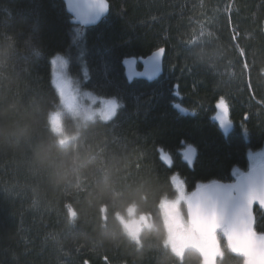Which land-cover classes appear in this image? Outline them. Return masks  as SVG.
Instances as JSON below:
<instances>
[{"label":"trees","instance_id":"obj_1","mask_svg":"<svg viewBox=\"0 0 264 264\" xmlns=\"http://www.w3.org/2000/svg\"><path fill=\"white\" fill-rule=\"evenodd\" d=\"M106 1L108 16L81 29L61 0H0V43L17 42L0 67V109L13 106L28 128L0 139V264H202L196 251L178 258L167 246L161 206L177 196L170 178L179 174L189 193L198 183L232 182L234 168L249 169V150L264 146V0ZM32 36L45 46L38 64L26 58ZM161 48L156 81L128 78L126 60ZM57 56L79 92L122 105L107 122L62 113L64 143L50 124L61 110ZM221 97L233 125L228 138L212 119ZM182 142L197 150L191 166ZM40 143L69 162L67 182H51V168L35 156ZM160 149L171 153L170 167ZM129 216L141 222L137 241L121 222ZM254 216L264 234V212ZM220 247L217 264H244L224 238Z\"/></svg>","mask_w":264,"mask_h":264},{"label":"snow or ice","instance_id":"obj_2","mask_svg":"<svg viewBox=\"0 0 264 264\" xmlns=\"http://www.w3.org/2000/svg\"><path fill=\"white\" fill-rule=\"evenodd\" d=\"M108 10L106 0H79L74 14L80 22L87 25L94 23ZM164 49H159L147 59H143L144 70L138 72L135 68L136 59L126 60L128 78L135 77L155 78L161 71V57ZM54 65H59L63 71L67 60L55 57ZM68 79L64 75L56 76V88L65 95ZM178 87V86H176ZM175 94V93H174ZM95 104L101 106V114L105 119H113L122 107L115 97L99 98ZM184 114L185 110L174 105ZM217 112L213 121L218 124L222 134L228 138L232 130V121L229 116V106L223 97L216 104ZM194 115V113H192ZM246 137L248 133L244 131ZM162 162L169 167L172 164L171 153L159 150ZM180 155L190 166L194 162L197 150L193 145L182 142ZM249 170L243 172L234 168L232 175L234 182L223 183L210 181L198 183L190 193L186 189V182L179 174L171 177V182L186 203L191 227L198 232L204 248V264H216L218 257V234H223L229 242L233 252L245 258V264H264V234L254 230V218L251 211L254 201L264 206V151L248 152Z\"/></svg>","mask_w":264,"mask_h":264},{"label":"rangeland","instance_id":"obj_3","mask_svg":"<svg viewBox=\"0 0 264 264\" xmlns=\"http://www.w3.org/2000/svg\"><path fill=\"white\" fill-rule=\"evenodd\" d=\"M138 63H141V61H137L136 64L138 65ZM51 64H52V84L59 97L61 110L55 112L50 116V124L53 132L58 135V138L61 141V143L66 142L65 138L62 137L61 126H60L62 113L78 118L82 122L109 121L108 119H105L104 116L101 114V106L99 104H95L97 99L99 98H95L94 96L88 93L79 92L78 89L72 83V81L67 77L66 69L62 71L59 68V65H54L52 61ZM136 70L140 72V70H138L137 68ZM58 75H64L69 81L68 86L65 90V95L59 93L55 86L56 76ZM262 151H264V146L262 149H260L257 152H262ZM247 158H248V154H247ZM248 167H249V158H248ZM176 193L177 196L174 200L165 201L164 203L172 202L179 208L180 212L182 213L181 205H184L185 202L183 200V197L177 192V190ZM181 215H182L181 225L176 229H174L172 225L168 222V220L165 217H163L167 246L169 247L170 251L178 258H182L186 250L189 249L194 250L200 255L202 264H204V248L201 237H198L193 233L191 226L188 224V222L185 219V216L183 214ZM121 222L125 227L126 233L134 241H137L138 232L141 229L139 224H141V222L134 221L132 216H129L128 219H124V220L121 219ZM220 238H225V236L221 233L218 234L217 237L218 257L216 260V264L218 263V260L221 258L222 255L221 247H220Z\"/></svg>","mask_w":264,"mask_h":264},{"label":"clouds","instance_id":"obj_4","mask_svg":"<svg viewBox=\"0 0 264 264\" xmlns=\"http://www.w3.org/2000/svg\"><path fill=\"white\" fill-rule=\"evenodd\" d=\"M27 59L32 64H38L45 57V46L38 36H32L30 43L25 45ZM17 42L9 36L0 43V67L7 66L9 60L16 55ZM14 117V108L0 109V139H18L28 131L26 126H21ZM36 159L51 168L50 180L53 184L67 182L70 179L69 162L57 159L54 146L40 143L35 147Z\"/></svg>","mask_w":264,"mask_h":264},{"label":"water","instance_id":"obj_5","mask_svg":"<svg viewBox=\"0 0 264 264\" xmlns=\"http://www.w3.org/2000/svg\"><path fill=\"white\" fill-rule=\"evenodd\" d=\"M61 1H62L63 5H64V9H65L66 14L70 17V24L73 25V26H75V27H79V28H81V29H89V28L96 27L97 25H99V24L102 22V20H103L104 18H106V17L108 16V13H109V4H108L107 1H106L107 5H108V10H107V12H106L104 15H102V16H101L97 21H95L94 23H89V24L85 25V24H83L82 22H80L79 17L75 16V14H74V9H75L77 3L79 2V0H61ZM155 52H156V51H155ZM155 52H153V53H155ZM153 53H151L149 56L153 55ZM149 56H148V57H149ZM148 57H146L145 59H147ZM163 58H164V52H163L162 57H161V71H162ZM124 67H125V71H126V73H127V65L125 64ZM140 67H141V68H140V72H143V70H144L143 60H142L141 63H140ZM161 71H160V73H159L155 78H153V79H149V78H147V77H139V78H140L142 81H144V82L152 83V82L156 81V80L159 78V76H160V74H161ZM127 74H128V73H127ZM248 170H249V169H248ZM248 170H247V171H248ZM247 171H245V172H247ZM232 182H234V180H233ZM232 182H229V183H232ZM255 209H258L259 211H263V212H264V206H261V205L259 204L258 201H254V202H253V205H252L251 211H252L253 218H254V227H255V216H254V210H255ZM183 210H184V216H185V219H186V221L188 222V224L191 226V223H190V216H189V210H188V207H187L186 203L184 204V209H183ZM161 211H162L164 217L168 220V222L172 225V227H173L174 229L178 228V227L181 225V216H182L181 214H182V213L180 212L179 208H178L175 204H173L172 202H166V203H164V204L161 206ZM191 229H192V227H191ZM192 231H193V233H194L196 236L200 237V235H199L198 232L194 231L193 229H192ZM224 239H225V242H226V244H227V246H228L230 252H231L235 257L240 258V259H242V260L245 261V258H244V257H242V256H240L239 254L233 252V250H232V248L230 247L229 242H228V240L226 239V237H225Z\"/></svg>","mask_w":264,"mask_h":264}]
</instances>
